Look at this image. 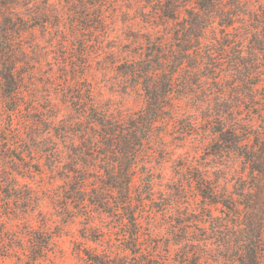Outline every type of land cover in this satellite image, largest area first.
<instances>
[{
  "label": "trees",
  "instance_id": "1",
  "mask_svg": "<svg viewBox=\"0 0 264 264\" xmlns=\"http://www.w3.org/2000/svg\"><path fill=\"white\" fill-rule=\"evenodd\" d=\"M145 4L142 14L149 22L172 23L168 31L148 37L124 64L143 90L145 105L121 120L92 96L88 106H80L85 117L75 122L64 118L54 127L60 140L44 147L45 159L50 171L65 176L62 191L53 197L54 209L64 218L98 215L102 220L92 231L83 227L81 235L101 249L74 244L80 264H167L162 252L169 253L173 244L179 246L175 261L180 264H264V0ZM3 78L5 92L17 94L22 79L14 67L6 65ZM177 99L200 113L216 167L188 166L186 182L170 185L141 155L168 150L169 145L151 150L147 145L166 135L159 127L172 117ZM83 118L86 125L74 129ZM198 119L182 124L183 130L195 129ZM78 139L81 145H76ZM3 141L10 144L8 137ZM60 141L69 151H63ZM92 169L98 170L96 177ZM223 171L232 172L229 180ZM16 185L12 176L0 181V190L15 198V207L1 196L0 204L14 213L20 207L36 208L39 197L20 195ZM148 206L153 213L167 212L164 248L146 219ZM40 216L41 225L32 228L25 249L29 259L16 255L21 264L54 250L60 227L52 229L46 214ZM17 238L12 235L11 245L19 244Z\"/></svg>",
  "mask_w": 264,
  "mask_h": 264
},
{
  "label": "rangeland",
  "instance_id": "2",
  "mask_svg": "<svg viewBox=\"0 0 264 264\" xmlns=\"http://www.w3.org/2000/svg\"><path fill=\"white\" fill-rule=\"evenodd\" d=\"M145 2L0 0V181L12 176L17 181L16 192L39 197L36 208L20 207L17 213L0 204V264H21L18 254L25 261L29 259L25 249L32 228L41 225V211L52 229L59 225L60 234L53 237L54 250L32 264H80L74 250L77 241L91 248H102L81 236L83 227L88 226L92 231L91 227L101 223L98 215L90 220L82 215L69 218L57 215L52 201L62 191L65 176L62 171H50L44 147L52 140H60L54 127L62 119L75 122L77 117L87 115L80 106H88L92 96L100 107L111 109L121 120L144 107L145 94L125 72L124 64L147 43L148 37L156 36L158 30L168 31L172 25L159 20L156 27L149 22L142 14ZM85 4L88 10L84 11ZM6 65L14 67L15 74L22 79L21 88L14 96L4 90ZM171 113L172 117L159 127L166 135L155 137L147 145L150 150L169 145L170 153L165 150L155 156L147 152L141 155V161L155 165L157 173H162L163 183L170 185L175 181L186 182L188 166L210 165L212 171V166L216 167L207 148L210 139L203 138L200 113L178 99ZM198 116L199 125L195 129L183 130L182 124L196 123ZM83 121L76 122L73 128L81 129L87 119ZM4 137H8L10 144H1ZM38 142L41 145L37 147ZM82 143L80 139L76 141V145ZM60 145L64 152L69 151L65 142L60 141ZM13 155H22L23 159H14ZM91 173L95 177L99 174L97 169ZM222 175L229 180L232 172L223 171ZM3 189L1 198L9 199L15 207V198ZM146 215L152 222L153 234L161 237L164 248L167 212L153 213L148 206ZM102 219L108 221L104 216ZM12 235H17L19 244L11 245ZM170 247L169 253L162 252L168 255L166 263L180 264L175 261L179 246Z\"/></svg>",
  "mask_w": 264,
  "mask_h": 264
}]
</instances>
